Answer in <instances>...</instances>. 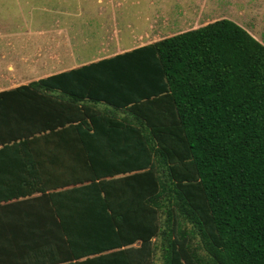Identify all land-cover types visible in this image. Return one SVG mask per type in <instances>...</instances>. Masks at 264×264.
Instances as JSON below:
<instances>
[{
	"label": "trees",
	"instance_id": "obj_1",
	"mask_svg": "<svg viewBox=\"0 0 264 264\" xmlns=\"http://www.w3.org/2000/svg\"><path fill=\"white\" fill-rule=\"evenodd\" d=\"M15 83L0 264H264V43L242 25Z\"/></svg>",
	"mask_w": 264,
	"mask_h": 264
},
{
	"label": "rangeland",
	"instance_id": "obj_2",
	"mask_svg": "<svg viewBox=\"0 0 264 264\" xmlns=\"http://www.w3.org/2000/svg\"><path fill=\"white\" fill-rule=\"evenodd\" d=\"M216 17L240 23L264 43V0H0V53L41 52L48 59L44 52L55 50L46 46L54 42L60 55L48 60H57L56 70H61ZM69 52H85L86 56L76 58ZM15 66L9 71L19 82L47 76L20 73ZM155 264H164L161 256Z\"/></svg>",
	"mask_w": 264,
	"mask_h": 264
},
{
	"label": "crops",
	"instance_id": "obj_3",
	"mask_svg": "<svg viewBox=\"0 0 264 264\" xmlns=\"http://www.w3.org/2000/svg\"><path fill=\"white\" fill-rule=\"evenodd\" d=\"M53 40L54 39L52 38V41ZM154 40L155 39L149 41L148 43H150V42H152ZM141 45H144V43H142ZM57 46H58L57 43L54 44V42H52V45L51 46H48L47 45L46 47L48 49H54L56 51V49L58 48ZM133 48H135V47H133ZM133 48H129V49H126V50H123V51H120L121 50V48H120L117 51L118 52L120 51V53H121V52H125L127 50H131ZM115 49H116V47H115ZM55 51L54 52H44V55L47 56L48 59L50 57L51 58H54V57H57L58 55H60L59 52H55ZM12 53H17L18 55L17 56H14ZM115 54H118V53H115ZM69 55L70 56H73V57H76V58H81V57H85L86 56V53L85 52H69ZM30 56H34V57L36 56V57L33 58L31 61H29L28 57H30ZM90 56H92V55L90 54L89 57ZM111 56H113V55H111ZM48 59L43 58V55H42L41 52H33L32 55L31 54L27 55V52H23L21 54H20V52H5V53H2V54L0 53V68L1 69H4V68L5 69H8L7 72H5L6 70L5 71H0V89H9V88H11L13 86L14 82H16L15 84H17V85H20V84H28L29 82H31L30 79L29 80L22 81V82H19L18 79H17V77H14V76L11 75V73H10L9 70L14 71L16 69L15 68L16 67L15 65H17V70H16L17 72H20V73H24V72L26 73L27 72V73L37 74V75L45 74L46 73L47 76H48V75H51V74L59 73V72L65 71V70L72 69L74 67H79V66H82L84 64H87V62L75 63V65H73L72 67H68V68L61 69V70H56V65H58L57 60H53V59L48 60ZM40 78H42V77H40ZM38 79H32V80H38ZM20 263L21 264H25V263L26 264H29L27 262H25V263L20 262Z\"/></svg>",
	"mask_w": 264,
	"mask_h": 264
}]
</instances>
